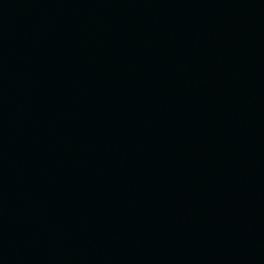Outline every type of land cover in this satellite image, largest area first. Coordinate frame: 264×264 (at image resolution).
<instances>
[{
  "label": "water",
  "instance_id": "obj_1",
  "mask_svg": "<svg viewBox=\"0 0 264 264\" xmlns=\"http://www.w3.org/2000/svg\"><path fill=\"white\" fill-rule=\"evenodd\" d=\"M0 264H264V0H0Z\"/></svg>",
  "mask_w": 264,
  "mask_h": 264
}]
</instances>
